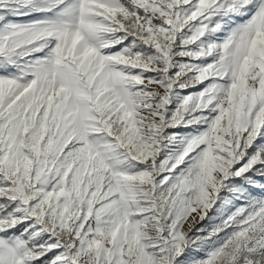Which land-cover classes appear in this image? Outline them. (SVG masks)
Segmentation results:
<instances>
[{
  "label": "snow or ice",
  "instance_id": "6c2138e0",
  "mask_svg": "<svg viewBox=\"0 0 264 264\" xmlns=\"http://www.w3.org/2000/svg\"><path fill=\"white\" fill-rule=\"evenodd\" d=\"M0 264H264V0H0Z\"/></svg>",
  "mask_w": 264,
  "mask_h": 264
}]
</instances>
